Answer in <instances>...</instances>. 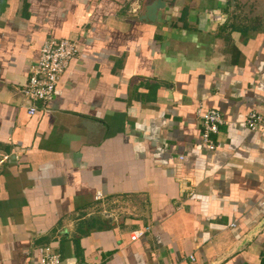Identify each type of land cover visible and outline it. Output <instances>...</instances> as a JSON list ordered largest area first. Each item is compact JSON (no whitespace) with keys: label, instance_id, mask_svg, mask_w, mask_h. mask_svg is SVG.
I'll use <instances>...</instances> for the list:
<instances>
[{"label":"crops","instance_id":"obj_1","mask_svg":"<svg viewBox=\"0 0 264 264\" xmlns=\"http://www.w3.org/2000/svg\"><path fill=\"white\" fill-rule=\"evenodd\" d=\"M150 1L0 0V264H264V0ZM46 38L78 53L28 116Z\"/></svg>","mask_w":264,"mask_h":264},{"label":"built area","instance_id":"obj_2","mask_svg":"<svg viewBox=\"0 0 264 264\" xmlns=\"http://www.w3.org/2000/svg\"><path fill=\"white\" fill-rule=\"evenodd\" d=\"M78 53V44L67 39L46 38L41 42L37 60L28 68L25 83L18 89L17 93L26 102V113L32 116L35 113L33 103L46 104L53 99L54 89L61 74L68 66L69 61ZM200 126V142L206 151L215 148V137L218 128L223 124L222 117L212 109H201L195 111ZM246 127L253 131L264 128V117L256 112H248L244 117ZM261 205L264 206V183L261 184ZM100 192H95L93 200L101 198ZM148 229L133 231L129 241L133 242L144 235ZM193 261L192 257H188ZM32 264H60L56 255L45 253Z\"/></svg>","mask_w":264,"mask_h":264},{"label":"water","instance_id":"obj_3","mask_svg":"<svg viewBox=\"0 0 264 264\" xmlns=\"http://www.w3.org/2000/svg\"><path fill=\"white\" fill-rule=\"evenodd\" d=\"M176 1L177 0H151L143 6V14L139 17V20L149 22L161 21V11L166 9L171 2Z\"/></svg>","mask_w":264,"mask_h":264},{"label":"trees","instance_id":"obj_4","mask_svg":"<svg viewBox=\"0 0 264 264\" xmlns=\"http://www.w3.org/2000/svg\"><path fill=\"white\" fill-rule=\"evenodd\" d=\"M182 15V14H181Z\"/></svg>","mask_w":264,"mask_h":264}]
</instances>
